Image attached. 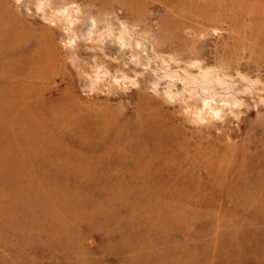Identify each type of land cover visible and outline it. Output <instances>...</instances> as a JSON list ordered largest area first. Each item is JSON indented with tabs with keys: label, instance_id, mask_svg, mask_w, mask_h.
Segmentation results:
<instances>
[{
	"label": "rangeland",
	"instance_id": "374dc122",
	"mask_svg": "<svg viewBox=\"0 0 264 264\" xmlns=\"http://www.w3.org/2000/svg\"><path fill=\"white\" fill-rule=\"evenodd\" d=\"M0 264H264V0H0Z\"/></svg>",
	"mask_w": 264,
	"mask_h": 264
},
{
	"label": "clouds",
	"instance_id": "9594fccd",
	"mask_svg": "<svg viewBox=\"0 0 264 264\" xmlns=\"http://www.w3.org/2000/svg\"><path fill=\"white\" fill-rule=\"evenodd\" d=\"M21 2V0H17V3L19 4Z\"/></svg>",
	"mask_w": 264,
	"mask_h": 264
}]
</instances>
